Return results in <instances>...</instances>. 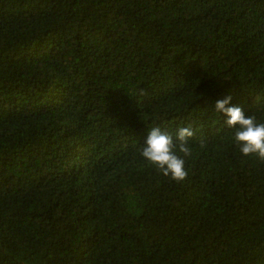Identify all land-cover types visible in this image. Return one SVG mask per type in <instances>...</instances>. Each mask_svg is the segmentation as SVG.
I'll return each mask as SVG.
<instances>
[{"label":"trees","instance_id":"trees-1","mask_svg":"<svg viewBox=\"0 0 264 264\" xmlns=\"http://www.w3.org/2000/svg\"><path fill=\"white\" fill-rule=\"evenodd\" d=\"M227 96L264 122V0H0V264H264ZM188 125L178 184L139 149Z\"/></svg>","mask_w":264,"mask_h":264},{"label":"clouds","instance_id":"clouds-1","mask_svg":"<svg viewBox=\"0 0 264 264\" xmlns=\"http://www.w3.org/2000/svg\"><path fill=\"white\" fill-rule=\"evenodd\" d=\"M231 99V96H227L218 100L215 112L227 117L223 123L231 130L232 141L240 154L264 163V122L254 114L246 116L238 106L228 107ZM194 135L191 125L178 127L174 135L159 126L151 127L139 155L163 177L178 184L183 183L189 175L185 158L192 154L189 141Z\"/></svg>","mask_w":264,"mask_h":264}]
</instances>
